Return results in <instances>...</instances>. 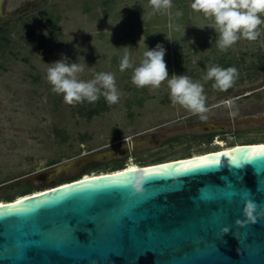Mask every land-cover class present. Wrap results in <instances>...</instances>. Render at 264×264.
<instances>
[{"label":"rangeland","instance_id":"1","mask_svg":"<svg viewBox=\"0 0 264 264\" xmlns=\"http://www.w3.org/2000/svg\"><path fill=\"white\" fill-rule=\"evenodd\" d=\"M192 2L172 0L168 13L149 18L153 12L149 0H3L0 204L20 195L27 183L41 188L30 194L34 195L85 172V176L110 173L109 161L98 159L121 148L122 141L134 142L159 132L167 135L166 144L120 159L123 168L119 171L204 154L206 143L189 139L172 142L182 134H198L197 128L204 124L238 130L222 148L228 143H264V72L247 69L258 63V55L264 56V33L257 41L241 39L221 52L216 43L218 34L207 26L214 21L194 11ZM177 11L182 13L180 17L175 16ZM177 24L180 31L169 27ZM1 36L8 38L6 46ZM157 44L166 49L169 79L173 74L188 75L204 84L209 108L206 120L198 115L184 120L192 113L172 104L167 82L156 90L141 89L131 81L132 69L120 72L126 51L135 67L144 51ZM62 58L85 66L79 77L84 81L93 79L94 73H113L120 101L109 106L101 96L94 104H66L62 95L52 92L46 78L47 69L54 66L51 63ZM221 58L233 62L239 72L234 86L226 92L213 89V81H203L206 65ZM229 99L235 101L231 109L223 103ZM233 112L235 115L230 114ZM143 132L147 133L136 136ZM74 159L83 161L48 175L56 166Z\"/></svg>","mask_w":264,"mask_h":264},{"label":"water","instance_id":"2","mask_svg":"<svg viewBox=\"0 0 264 264\" xmlns=\"http://www.w3.org/2000/svg\"><path fill=\"white\" fill-rule=\"evenodd\" d=\"M255 144L236 145L228 155L206 153L207 163L184 158L87 180L81 175L6 203L0 264H264V218L244 228L235 223L245 219V198L264 207V147ZM82 161L64 162L48 175ZM137 175L144 178L140 191L133 186Z\"/></svg>","mask_w":264,"mask_h":264},{"label":"clouds","instance_id":"3","mask_svg":"<svg viewBox=\"0 0 264 264\" xmlns=\"http://www.w3.org/2000/svg\"><path fill=\"white\" fill-rule=\"evenodd\" d=\"M149 3L153 9L149 18L157 13L166 14L173 7L172 0H149ZM191 8L202 13L206 19L214 21L212 25L207 26L214 28L218 34L216 43L221 52H226L241 39L249 42L257 41L264 33V0H193ZM181 15L179 11L175 13L176 17ZM169 27L174 31L181 30L178 24ZM165 52L166 49L161 44H157L151 50L147 48L139 66L134 67L130 52L126 51L120 61L119 70L124 72L132 69L131 81L137 88L147 87L150 90H156L167 82L170 100L174 106L179 105L193 115H198L201 120H206L209 108L206 106L204 84L200 81L194 82L188 75L173 74L169 79V71L164 59ZM51 64L54 66L47 69V81L52 86V92L62 95L66 104L75 106L85 101L94 104L101 96L105 98L109 106L120 101L121 93L116 86L113 73H94L93 79L84 81L79 78L85 71L84 65L69 63L67 58ZM206 68L203 81H213V89L221 92H226L233 87L239 77L236 67L222 68L210 61ZM223 103L230 109L235 106L233 99ZM230 114L235 115L234 112ZM230 166L240 167L241 165L233 161ZM143 182L144 178L137 175L133 184L136 191L141 190ZM234 195L236 193H229L227 198L231 200ZM247 195L251 196V193ZM243 216L245 219L235 221L237 226L244 228L255 225L260 218H264V207L259 206L254 198H245ZM229 231L228 227L221 229L222 234H227Z\"/></svg>","mask_w":264,"mask_h":264},{"label":"flooded vegetation","instance_id":"4","mask_svg":"<svg viewBox=\"0 0 264 264\" xmlns=\"http://www.w3.org/2000/svg\"><path fill=\"white\" fill-rule=\"evenodd\" d=\"M195 115L191 114L189 116L184 117L183 119L188 120L191 117H193ZM165 125V124H164ZM161 125L160 127L164 126ZM157 127L156 129L160 128ZM198 134L196 132H191L188 134H182L181 137H176L173 138L172 142H178L182 139H189L191 141H195L198 143H201L202 145H204V143L207 144L208 150L205 151L204 154L209 153V152H215V151H221L225 148H230L233 146H236L237 144L235 143H228L226 146H224L225 148H222V145H225L228 141V139H232L235 138V136L238 134V130L235 128L232 129H226V128H220V129H216V127L212 124H204L203 126H199L197 128ZM147 132H143L141 134H138L136 136H140L143 135ZM167 135L163 132H159L158 134L154 135V136H150L147 138H140L133 141H122L124 144L121 148H119L118 150H116L115 152L111 153V155L109 156H102L99 160V162H102V160L104 159L105 161H109V164H111L112 166L117 165L120 162V159L125 158L128 155L131 156H136L138 153L143 152V151H147L148 149H158L160 147H162L164 144H166L167 142ZM248 144V143H245ZM251 144V143H249ZM240 145H244V144H240ZM195 156H200V155H195ZM184 158H189V157H180L178 159H184ZM178 159H172V160H178ZM172 160H168V161H172ZM163 162H167V161H160L157 163H153V164H158V163H163ZM151 165H145V166H141V167H150ZM115 171H113L114 173ZM121 172V171H119ZM112 173V172H110ZM110 173H106V174H110ZM94 173L88 175L91 176ZM85 176V175H84Z\"/></svg>","mask_w":264,"mask_h":264},{"label":"trees","instance_id":"5","mask_svg":"<svg viewBox=\"0 0 264 264\" xmlns=\"http://www.w3.org/2000/svg\"><path fill=\"white\" fill-rule=\"evenodd\" d=\"M52 28H53V23H51L49 29L52 30ZM0 31L3 32L4 30L2 31V29H0ZM1 39L5 43L4 46H6L7 43H8V38H6L5 36H1ZM257 62L258 63L251 64L247 68V69H249L248 71L253 72V73H257L258 71L264 72V56L258 55ZM214 64L217 65V66H220L222 68L235 67L233 65L234 64L233 62L227 61L224 58H221L219 61L215 62ZM251 144H255V143H251ZM262 144H264V143H258V144H255V145H262ZM233 147H235V146H233ZM230 148H232V147H230ZM225 149H227V148H225ZM199 155L202 156V155H206V154H199ZM189 158H191V157H189ZM189 158H187V159H189ZM122 168H123V163H118L117 165L112 166L110 172L113 173V171H115L114 173H116V172H119V170H121ZM140 168H143V167H140ZM87 174H88V172H85L82 175H87ZM79 177H81V175L78 176V178ZM61 183H64V182H61ZM40 189L41 188H35L30 183H27L26 185H24L22 187V191H21L20 195H17L15 197H10L5 202H10V201H13V200L16 201L18 199H21L23 197H26V195L30 196V194H32L33 192L40 191Z\"/></svg>","mask_w":264,"mask_h":264},{"label":"bare ground","instance_id":"6","mask_svg":"<svg viewBox=\"0 0 264 264\" xmlns=\"http://www.w3.org/2000/svg\"><path fill=\"white\" fill-rule=\"evenodd\" d=\"M253 146H256V147H264V144H262V145H253ZM232 148H234V147H232ZM232 148H227V149H224V150H221V151H224V153H228V152H231V151H233V150H230V149H232ZM195 157H197L196 159H200V158H204V155H202V156H192L191 158H195ZM190 159V158H189ZM196 159H192V160H196ZM192 160H189V161H192ZM184 162H186V161H184ZM152 166H154V165H152ZM152 166H150V167H152ZM149 167V166H148ZM144 168H146V167H144ZM138 170V169H140V168H137L136 166H133L132 165V167L130 168V169H125V171H121L122 173H125V172H128V171H131V170ZM149 169H154V168H149ZM149 169H145V170H149ZM144 171V170H143ZM117 173V172H116ZM110 174H112V173H110ZM103 175H109V174H102V175H99V174H93V175H91V176H83L81 179H83V180H87V179H89V178H92V177H96V176H103ZM41 192H43V191H41ZM41 192H39V193H41ZM39 193H36V194H34V196L35 195H37V194H39ZM31 196V195H30ZM24 198V197H23ZM22 199V198H21ZM21 199H18V200H16V201H13V202H9V203H14V202H17V201H19V200H21ZM0 205H4V204H0Z\"/></svg>","mask_w":264,"mask_h":264},{"label":"snow or ice","instance_id":"7","mask_svg":"<svg viewBox=\"0 0 264 264\" xmlns=\"http://www.w3.org/2000/svg\"><path fill=\"white\" fill-rule=\"evenodd\" d=\"M218 155H228L227 153H223V154H218ZM202 161H204V158H201ZM207 163V161H204ZM215 163H219V161H216ZM194 167H199V165H194ZM134 171V169H133ZM120 175H123V174H120ZM19 203V202H18ZM0 207H3V205H0Z\"/></svg>","mask_w":264,"mask_h":264},{"label":"built area","instance_id":"8","mask_svg":"<svg viewBox=\"0 0 264 264\" xmlns=\"http://www.w3.org/2000/svg\"><path fill=\"white\" fill-rule=\"evenodd\" d=\"M126 166V165H125Z\"/></svg>","mask_w":264,"mask_h":264}]
</instances>
